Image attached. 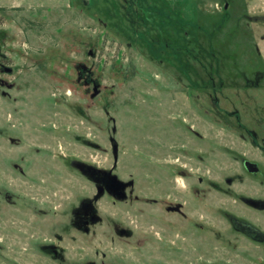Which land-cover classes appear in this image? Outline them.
Returning a JSON list of instances; mask_svg holds the SVG:
<instances>
[{
	"label": "rangeland",
	"instance_id": "rangeland-1",
	"mask_svg": "<svg viewBox=\"0 0 264 264\" xmlns=\"http://www.w3.org/2000/svg\"><path fill=\"white\" fill-rule=\"evenodd\" d=\"M120 1L0 0L2 52L15 69L13 78L17 77V87L10 91L12 99L1 102L0 120L3 128L12 129L26 142L15 148L0 141V178L19 179L10 164L31 152L36 147L32 143L40 134L52 165H61L65 155L68 159L76 155L83 162L107 165L108 156L84 142L90 140L107 148L115 125V138L120 142L124 163L119 171L130 174L141 191L153 196L156 132L170 130L173 121L177 131L183 129L184 119L193 124L199 121L189 119L192 112L187 111L191 104L188 98L202 100L209 93L211 100L219 101L218 106L210 102L211 119L206 125L211 180L221 184L228 191L227 196L251 195L261 190L260 178L244 175V181L231 188L223 180L234 178L240 171L243 153L261 159L259 151L251 150L250 143L239 138L237 123L225 117L228 112L238 110L244 125L264 131V80L259 86L244 85V75L253 82L256 75H264V0H153L151 6L161 15L153 18V25L143 23L139 27L147 35H141L138 41L124 36L123 29L114 25L115 18H108L115 7H120ZM155 23L162 24L164 31H159ZM194 28L196 41L206 50L212 47L216 58L189 61V66L194 67L189 81V77L182 75L180 65L169 61L168 49L156 47L154 51L146 43L159 33L165 38L170 35L177 40L191 39ZM177 44L185 46L183 42ZM165 54L167 61L160 59ZM79 64L87 66L100 84V93L94 98L93 87L77 82L75 68ZM192 81L206 83L209 88H205V93L202 89L194 90V95L188 96L191 91L183 88ZM65 174L64 178L71 177ZM19 189L24 193L28 190L21 182ZM225 203L228 212L235 210L264 231V214L247 212L229 198ZM153 218L131 213V228L137 237L156 236ZM14 219L13 227L0 228V264H88L102 259L107 264H264L263 245L243 236L238 239L240 248L234 253L225 250L212 236L204 239V249L195 251L188 244L178 249L170 246L160 249L157 244L143 248L144 244L137 243L130 247L112 243L100 235L95 240L78 237L73 242V236L68 235L65 260H56L42 249L48 235L31 230L28 212L16 211ZM224 229L229 231L227 223ZM99 240H103L102 245Z\"/></svg>",
	"mask_w": 264,
	"mask_h": 264
},
{
	"label": "flooded vegetation",
	"instance_id": "flooded-vegetation-1",
	"mask_svg": "<svg viewBox=\"0 0 264 264\" xmlns=\"http://www.w3.org/2000/svg\"><path fill=\"white\" fill-rule=\"evenodd\" d=\"M227 9L228 4L225 6V10ZM196 30L194 28L190 36L193 41H196ZM2 48L0 38V107L3 99H12L10 91L17 87L15 82L17 77L13 78L15 69L2 52ZM199 54L204 58L209 57L208 52L201 51ZM75 72L78 83L84 84L87 88L100 87L98 80L87 66L79 64ZM11 77L13 81H10ZM192 78L193 76L188 80L191 81ZM263 80L264 75L261 77L256 75L255 82L244 75L246 88L259 86ZM205 88H209V85L192 81L183 89L191 91L188 92V96H193L194 90L202 89L205 93ZM205 96L206 98L202 100L188 98L191 104L187 111L192 112L189 119L196 118L199 121L193 124L187 123L185 119L182 120L183 129L180 128V131L174 130L175 121H173L170 130L156 132L154 145L156 180L153 196L144 190L141 191L130 174L126 175L119 171L120 165L124 163L121 161L120 142L115 138L117 134L115 125L108 137L107 148L90 140L84 142L90 148L104 152L108 156L107 165H98L92 161L83 162L76 155L69 159L65 155L61 157L64 161L61 165H52L44 137L40 134V137L32 143L36 147L31 148V152L21 155L19 161L10 164L11 171L19 176V179L0 178V228L3 225L7 227L16 225L14 219L16 211L28 212L32 220L31 230L42 231L48 235L41 244L42 249L49 252L56 260L62 261L65 260L64 244L68 235L73 236L71 239L73 242H76L78 237L81 239L91 237L95 240L100 235L112 243L117 242L130 247L137 243L144 244L143 248L157 244L160 249L166 246L178 249L179 246L188 244L190 249L195 251L204 249L202 247L204 239H210L212 236L213 240L225 250L234 253L239 250L238 239L243 236L264 247V231L243 219L235 210L228 212L225 206L226 198H229L247 212L264 214V137L262 136L264 131L259 130V127L257 130L249 129L244 125L238 110L228 112L226 117L221 116L233 119L241 132L239 138L243 142L248 141L251 150L259 151L261 154L259 160L243 153L239 159L240 171L234 178H226L223 181L228 188H231L237 182H243L244 175L248 178H260L259 184L262 189L255 190L251 195L240 193L234 197L227 196L228 191L221 184L212 181L209 176L211 153L207 126L211 119L210 102L218 106L219 101L211 100L209 93ZM13 102L17 101L13 98ZM216 109L220 111L218 107ZM112 122L115 123V120L112 119ZM77 138L82 141L80 137ZM1 140L15 148H20L26 143L20 134L10 128H3L0 120ZM148 147L152 148V144L149 143ZM151 157L150 155L149 158ZM0 170H2L1 164ZM65 173L71 177L64 178ZM20 182L27 186V193L19 189ZM134 212L137 215L154 217L156 236H142V238L136 236L130 223L131 213ZM217 218L219 220H216ZM226 223L229 231L224 229ZM182 224L185 226L182 227ZM180 227L182 230L178 231ZM151 239L154 241L151 242ZM102 243L103 240H99V245ZM102 257L106 258V254ZM107 263L104 259L99 263L88 262V264Z\"/></svg>",
	"mask_w": 264,
	"mask_h": 264
},
{
	"label": "trees",
	"instance_id": "trees-1",
	"mask_svg": "<svg viewBox=\"0 0 264 264\" xmlns=\"http://www.w3.org/2000/svg\"><path fill=\"white\" fill-rule=\"evenodd\" d=\"M127 3H126V0H121L120 7H115L113 9L114 16H112L113 14L112 15L108 14L109 15L108 18H112V19L115 18L114 20H116V22L114 23V25L116 26L118 25L119 27L117 28L123 29L122 34L124 36H129V39L138 41V40H141L140 39L141 35H147L145 31L140 32L139 27L144 25L143 23H145L146 25H150V26L153 25L154 24L153 18L159 17L161 14L159 13L160 11L158 12L157 9L155 10L151 6L152 5L151 3H153V0H145V1L128 0ZM145 7L147 8L144 9ZM152 8L154 10H152ZM148 11H151V12H148ZM123 27H125V29ZM155 27L159 29V31L161 32L164 31L162 24L155 23ZM162 34L163 33H159L157 38L150 37V41L147 42L146 44L152 47L154 51L158 47L162 48L163 50L168 49L169 51L167 54L168 56H170V60L166 56L167 54H165V56H161L160 59L164 58L166 61L169 60L171 63H173L172 60L176 61L177 65H180V68L182 69L181 70L182 75H184L186 78L190 77L192 75V70H194V67L192 69V67L189 66V61L194 60L195 62H197L199 61V59H202V58L204 59V56L198 55L199 52L201 51L208 52L209 58H216V53L212 49V47H208V50H206L203 44L199 43L198 41H195V40L193 41L192 39H189V38L187 40H183V39L177 40V38H174L173 36H170L168 34L167 35L169 37L167 36V38H165L164 36H162ZM177 42H183L185 43V46L180 47L177 44ZM160 54L162 55L163 53H160ZM157 57L158 56L155 54L154 58H157ZM183 59H186V61H183Z\"/></svg>",
	"mask_w": 264,
	"mask_h": 264
},
{
	"label": "water",
	"instance_id": "water-1",
	"mask_svg": "<svg viewBox=\"0 0 264 264\" xmlns=\"http://www.w3.org/2000/svg\"><path fill=\"white\" fill-rule=\"evenodd\" d=\"M99 93H100L99 86H95L94 87V94L92 95V98H94L95 96H97Z\"/></svg>",
	"mask_w": 264,
	"mask_h": 264
}]
</instances>
